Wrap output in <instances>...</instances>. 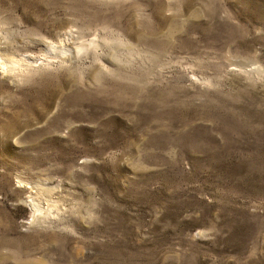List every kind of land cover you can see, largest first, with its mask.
Instances as JSON below:
<instances>
[{"label": "rangeland", "instance_id": "rangeland-1", "mask_svg": "<svg viewBox=\"0 0 264 264\" xmlns=\"http://www.w3.org/2000/svg\"><path fill=\"white\" fill-rule=\"evenodd\" d=\"M0 264H264V0H0Z\"/></svg>", "mask_w": 264, "mask_h": 264}]
</instances>
